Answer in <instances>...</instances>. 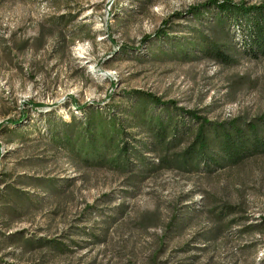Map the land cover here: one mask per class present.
<instances>
[{
	"label": "rangeland",
	"instance_id": "374dc122",
	"mask_svg": "<svg viewBox=\"0 0 264 264\" xmlns=\"http://www.w3.org/2000/svg\"><path fill=\"white\" fill-rule=\"evenodd\" d=\"M205 1L0 0V264H264V154L228 162L211 132L264 117V57L185 16ZM179 109L215 164L184 157Z\"/></svg>",
	"mask_w": 264,
	"mask_h": 264
},
{
	"label": "trees",
	"instance_id": "16d2710c",
	"mask_svg": "<svg viewBox=\"0 0 264 264\" xmlns=\"http://www.w3.org/2000/svg\"><path fill=\"white\" fill-rule=\"evenodd\" d=\"M201 12L211 14L210 25L213 36H216V30L214 28H220L221 31L225 26L226 33L223 34L225 38L229 35L228 27L233 26L240 34V46L242 50L252 59L264 57V1L259 4L247 5L246 2H233L231 0H207L199 5L191 6L187 9L185 16H191L194 19H199ZM181 16V14H178ZM167 21L163 22V25L155 32L157 36H165L163 26ZM222 24V25H221ZM220 25V26H219ZM150 36H145L143 42L148 40ZM204 54L212 59L221 62L228 63L230 57L226 54L225 50L220 48L219 42L213 38L212 40H206V47L204 48ZM136 93H140L136 91ZM152 100V104L155 107L159 106H173L174 102H163L161 99L154 95L142 93ZM176 108V107H175ZM175 110V109H174ZM179 114L189 117L194 123L197 124L194 130V135L191 144L184 152V157L188 160H195L202 164H207L208 161L216 163V159L209 158L207 151L211 148L208 137L210 131L208 128L211 126V122L197 115L194 111L179 109ZM83 124L86 126L80 133L85 139H92L96 133H92L86 119ZM167 124V123H166ZM80 125V123H79ZM115 127H119L118 124H114ZM69 126V125H67ZM259 127H264V117H259L256 120L243 122L242 125H237L236 121H232L226 124L217 125L211 130L212 134L216 138L217 152L223 156V158L231 163H237L251 155L264 154V138L259 135ZM82 128V127H81ZM90 131V132H89ZM173 133L178 131V126L172 128ZM175 132V133H176ZM152 134L158 145H162L165 137L164 129L157 126H153ZM99 136V133H97ZM175 136L172 135V138ZM104 138L99 137L98 145L105 148L109 145L110 139L106 142ZM65 143L68 144L67 139ZM69 141V140H68ZM87 141V140H86ZM92 143V141H90ZM109 148V147H108ZM127 148L122 145L121 155H126ZM89 152H94L89 148ZM98 154H95L94 160H98ZM120 155V156H121Z\"/></svg>",
	"mask_w": 264,
	"mask_h": 264
}]
</instances>
